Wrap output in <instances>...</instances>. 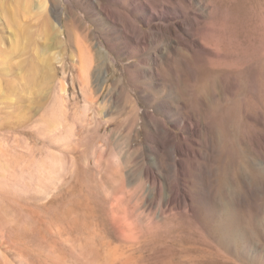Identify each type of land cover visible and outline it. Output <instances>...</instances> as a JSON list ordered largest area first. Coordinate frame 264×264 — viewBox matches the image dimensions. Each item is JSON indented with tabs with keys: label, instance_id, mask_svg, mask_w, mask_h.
Here are the masks:
<instances>
[{
	"label": "rangeland",
	"instance_id": "1",
	"mask_svg": "<svg viewBox=\"0 0 264 264\" xmlns=\"http://www.w3.org/2000/svg\"><path fill=\"white\" fill-rule=\"evenodd\" d=\"M161 1L0 0V264H264V0Z\"/></svg>",
	"mask_w": 264,
	"mask_h": 264
},
{
	"label": "bare ground",
	"instance_id": "2",
	"mask_svg": "<svg viewBox=\"0 0 264 264\" xmlns=\"http://www.w3.org/2000/svg\"><path fill=\"white\" fill-rule=\"evenodd\" d=\"M32 1V0H31ZM145 2H140L139 6H134L133 9H129L128 13L126 12H121L119 11L117 14L118 15H114L115 19L114 20V24L117 25L118 24V21L117 19H120L124 24V27H125V30L129 32V28L128 27H132L133 28V31L136 33V34H141L140 32V26L135 22L136 20H133V17H132V14L133 15H137V13L135 11H140V10H143V13L141 15H143V17L145 18L146 22L147 23H152L156 20H162V21H165L167 22L168 20L172 19L173 17H175L174 15H176L180 10L179 9H173L171 12H169L170 10V7L165 4L164 2H162L161 0H145ZM192 0H190V3H191ZM154 5H158L159 8H156L154 7ZM110 12V11H109ZM110 16V14H109ZM135 18V17H134ZM151 25V24H150ZM163 26V25H162ZM142 29V28H141ZM84 33V32H83ZM79 38H81L79 36ZM135 42V41H134ZM77 49H78V68L81 72V82H82V85L83 87L87 90V91H92V83H91V74H92V70H93V63H94V60H93V57H92V54H91V51H90V48L89 47H85L84 45H82L81 43L78 42L77 40ZM84 44V43H83ZM137 44L135 47L136 48H139L140 47V44L139 43H135ZM134 49V48H133ZM169 49V48H168ZM169 52V55L171 53V51H168ZM168 55V54H167ZM161 60V59H160ZM173 60V59H172ZM165 61V60H164ZM163 61V62H164ZM172 63V61H171ZM170 63V64H171ZM174 67V66H173ZM164 68V67H163ZM160 70V69H159ZM160 75V74H159ZM159 87V86H158ZM172 87V86H170ZM157 88V87H156ZM173 88V87H172ZM160 89V88H159ZM171 89V88H170ZM86 91V92H87ZM170 91V90H169ZM93 92V91H92ZM91 93V92H90ZM89 97V96H88ZM87 97V98H88ZM171 98V97H170ZM167 102V101H166ZM225 131V130H224ZM229 131V130H228ZM216 133V132H215ZM231 133V132H230ZM227 137V136H226ZM238 145V144H237ZM251 149V148H250ZM104 151V150H103ZM102 153V151H101ZM100 154V153H99ZM102 155V154H100ZM98 158V157H97ZM98 160H100V158H98ZM112 160V159H111ZM98 162V161H97ZM104 163V162H103ZM107 164V163H106ZM97 165V163H96ZM234 167V166H233ZM231 169V168H230ZM264 170V169H263ZM262 172V171H261ZM232 173V172H231ZM259 173V172H258ZM262 174V177H264V172L261 173ZM230 179V178H229ZM246 179V178H245ZM252 179V178H251ZM245 181V180H244ZM264 183V182H263ZM236 184V183H235ZM226 185V184H225ZM232 187V186H231ZM245 187V185H244ZM246 189L248 191H250V188H249V185H246ZM245 189V188H244ZM235 190V189H234ZM105 191V190H104ZM102 192V191H101ZM235 192V191H234ZM226 193V192H225ZM248 194V193H247ZM243 197V196H241ZM231 198V197H230ZM112 205V204H111ZM75 208V207H74ZM113 208V206H112ZM118 208V207H117ZM65 212V211H64ZM66 213V212H65ZM71 214V213H70ZM115 215V214H114ZM229 215V214H228ZM117 216V215H116ZM115 217V216H114ZM113 217V218H114ZM119 217V216H118ZM121 217V216H120ZM122 219V218H121ZM114 222H112L113 225H115L114 229H117L119 234L122 233L125 238H126V241H130L131 243L137 239L136 238V235L134 234V231L132 228V226H129L131 225V223H129L128 225H125V224H122L120 218H117L115 217L114 219ZM123 220V219H122ZM132 227V228H131ZM123 238V237H121ZM92 245V244H91ZM82 248V247H81ZM84 253V252H82ZM80 253L79 255L81 256ZM81 260L84 261V263H86L88 261V258L85 257L84 254H82V257H81ZM25 263V262H24Z\"/></svg>",
	"mask_w": 264,
	"mask_h": 264
}]
</instances>
